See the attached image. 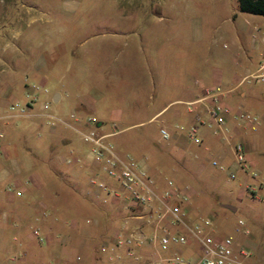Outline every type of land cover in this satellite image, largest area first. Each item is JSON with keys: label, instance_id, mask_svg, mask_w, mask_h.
Wrapping results in <instances>:
<instances>
[{"label": "rangeland", "instance_id": "1", "mask_svg": "<svg viewBox=\"0 0 264 264\" xmlns=\"http://www.w3.org/2000/svg\"><path fill=\"white\" fill-rule=\"evenodd\" d=\"M244 15L239 11L238 0H0V95L12 62L19 65L20 78L26 77V71L29 73L19 95L6 94L0 109V172L24 155L48 156L49 138L59 139L61 134L68 135L69 145L81 160L94 162L89 145L76 130L60 122L51 123L47 117L58 110L57 115L71 121L69 113L77 97L94 95L95 108L89 115L98 121L112 108L119 114L108 121V126L113 123L117 130L109 137L117 151L142 159L152 176L160 174L170 181L180 174L175 183L192 186L187 201L191 219L203 217L207 221L205 231L232 235L240 243L244 226L238 220L242 219L250 229H258L263 241L264 202L251 197L239 175L228 179L229 167L220 169L213 165L216 157L200 153L199 146L187 137L179 148L172 138L164 139L159 133L165 119L186 108L177 99L185 98L188 92L184 83L202 69L220 74L217 84L231 94L239 89L246 92V97L234 106L251 111L264 109L262 82L248 77L237 84L246 73L248 57L257 63L264 48L259 38L251 34L253 28L244 22ZM239 29H244L243 40L237 38ZM55 92L61 95L57 102L53 100ZM27 93L36 98L31 108L21 112L20 107L30 99ZM16 101L18 107L11 110L8 105ZM44 102H48L49 108L43 109ZM207 130L204 126L200 132L208 134ZM254 135L259 139V148L251 154L264 169V131ZM5 145L13 150L9 157L5 156ZM97 169L98 175L93 176L108 184L110 178L101 167ZM29 180L25 171L0 178V191L16 185L26 188L23 194L13 189V201L0 196V226L17 220L24 232L38 229L48 239L49 235L39 229L36 217H43L42 202L50 203L51 198L44 189H31ZM64 180L70 184L75 177L66 175ZM76 183L75 197L83 199L80 194L87 190V182ZM258 193L264 195V187ZM101 201L106 208L113 205L111 198L103 197ZM224 203L237 207V211L225 209ZM24 208L31 211V216L15 214V210ZM50 210L46 209V219L55 214ZM3 211L8 212L6 217ZM102 228H96L93 235L102 232ZM68 232L71 233L70 229ZM54 233L53 237L62 240L66 232ZM171 249L180 250L184 256L198 252L193 242L188 248ZM16 255H8L5 264H56V258L50 255L39 263L29 259L20 262Z\"/></svg>", "mask_w": 264, "mask_h": 264}, {"label": "crops", "instance_id": "2", "mask_svg": "<svg viewBox=\"0 0 264 264\" xmlns=\"http://www.w3.org/2000/svg\"><path fill=\"white\" fill-rule=\"evenodd\" d=\"M240 12L245 14L243 18L244 22L254 28V30H251V32H253L251 34H254V38H259L260 42L264 44V16L248 12ZM237 38L239 40L244 39V29H239L237 32ZM0 47L3 46L1 45ZM254 47L257 48V46ZM259 55L262 58L257 63L256 61L253 63L251 58L248 57V61L245 64L246 73L240 77L237 84H239L242 79L250 73L258 70L264 71V48L260 50ZM11 66L12 70L7 82H5V86L2 90L3 93L0 95V109L5 102L6 94L14 97L18 96L22 86L26 85V79H29V73L27 71L24 73L26 77L23 79L17 75V71L19 70L18 64L12 62ZM26 68L23 67V69ZM201 71V73L197 72L195 76L184 83V87L188 94L185 98L177 100L183 101V103L192 100L201 93V90L205 85L217 83L221 79L220 74L209 71L207 72L203 69ZM56 93L58 92H55L53 97ZM245 97L246 92L239 89L232 94L230 91L227 92L223 100L234 106L238 103L240 98ZM60 99L61 95L58 93V101ZM95 99L96 96L94 97V95L89 97L80 95L77 97L76 103L70 110H74L79 117L85 118L95 108ZM169 103L170 102H168V104ZM168 104L161 107L149 119L158 115ZM259 111L261 110L258 108L252 110V112ZM55 112L57 114L60 113L58 110ZM118 116L114 108L110 109L106 113L105 118L102 117L98 120L99 130L106 133H117L113 123L108 126V121H112L111 118L114 119V117ZM194 122V112H189L184 108L173 112L167 119H165V122L162 125H166L168 129H171V138L176 142L177 147L181 148L185 144L187 137L186 130L184 132L182 130H184V128L186 129ZM70 123L71 125H67V127L73 130H75V128L85 127L82 120L72 119ZM227 126L230 130L229 140L213 136L212 133H209V130H207L208 134H206V132L202 133L200 132V129L204 126H200L199 134L201 136V141L198 143L194 142L199 146L200 153H209L211 156L216 157L219 162L225 164L230 169L235 170L237 169V165L233 155L232 144L236 140H242L246 145V155L250 166L256 169L260 175L264 177V169L261 166V162L251 154L252 150L259 148V139L254 135L255 132L244 130L234 121L233 118L228 119ZM109 127H111V129H109ZM51 131L55 133L56 128L52 127ZM67 136L68 135L66 134H61V136H58L59 139H56V137L53 136L49 138V142L47 143L49 149L48 156L41 157L38 154H35V156L33 155V158L25 155L23 158L21 157V159L13 158L14 160L12 161H14V165L9 168L5 167L2 172H0V178L15 176L16 173L22 171L28 172L30 175L29 182L32 183L31 189H38V187L44 189L43 191L45 195L51 198L50 203L45 201L42 202L43 217H36V220L40 222L38 226L39 229H41L43 233L49 235L48 239L45 238L43 242H38L32 232H24L23 225L17 220L15 222L10 221L2 223L0 226V264H5L8 255L15 254H17L16 259L23 263L27 262L28 259L39 263L40 260H45L44 257H47L46 255H50L48 257L56 258V264H144V262H147V260L154 254V249L148 245L136 247V253L140 257L138 259H130L125 254L122 247H117L113 244V233L115 229L121 225L125 209L123 208L122 203H116L113 200V205L110 208H106L102 205V198L110 197L103 189H100L96 185H89L90 178L93 175H98L97 165L94 162L90 163L81 160L76 149L69 145ZM3 148L5 156L9 157L10 151L13 152V150L8 149L7 145L3 146ZM66 175H73V177H75V182L71 181L70 184H67L66 180H64ZM238 175L241 183L245 184L251 181L248 175L242 171H238ZM153 177L159 189H163L167 186L168 179L165 177L160 174ZM180 177L181 175L177 174L175 175L174 180L172 179L170 181H174L175 183V179ZM79 180L84 181L85 183L87 182V190L84 191L83 194H80L84 200L80 197H75V194L77 193L76 182ZM72 183H74V185ZM64 185H66V187H64ZM15 187L20 186L16 185ZM20 188L22 189L23 194L26 191V188ZM13 189L14 188L10 189L8 187V190L0 191V196H3L10 201L15 200L16 196ZM31 192L32 191L30 190V193ZM48 208L55 213L52 216L53 218L47 217L46 219L45 214L46 209ZM187 208L190 210L189 204H187ZM27 209L24 208V210L19 212L15 210V214L20 215L21 213L22 217H29L31 216V211L29 212ZM236 211L237 207L235 211L231 212ZM7 213L8 212L6 211L2 212L4 217L7 216ZM84 215L87 216L85 219ZM85 222H87V224H85ZM255 223L257 225L258 222ZM98 227H103L102 232L93 235V232H95V229ZM256 227L259 228L260 226L258 227L257 225ZM68 229H70L71 233H76L77 236L73 237L71 233L68 234ZM57 230H64L66 232L64 233L65 237L62 240L52 236ZM261 241L258 229L252 228L250 234H244V239H242L243 243L258 248L259 260L264 259V252L259 249ZM104 243L107 244V250L101 251L100 246ZM60 245H62L61 248ZM179 247L181 248V246ZM183 248H188V246H184ZM13 250H15V253L12 252ZM90 252H93V254H90ZM12 257L15 258V256Z\"/></svg>", "mask_w": 264, "mask_h": 264}, {"label": "built area", "instance_id": "3", "mask_svg": "<svg viewBox=\"0 0 264 264\" xmlns=\"http://www.w3.org/2000/svg\"><path fill=\"white\" fill-rule=\"evenodd\" d=\"M248 77L264 84V71H255L243 79ZM227 92L229 90L223 89L217 83L205 85L196 98L184 102L186 109L194 112L195 118V122L186 128L188 139L200 142L199 127L205 126L214 136L229 140V118H233L248 132L264 131V109L252 112L240 106L230 105L223 100ZM27 95L30 99L20 107L21 112L31 108L36 98L35 94ZM18 105L16 101L8 107L13 110ZM47 108L49 104L44 102L43 109ZM47 117L51 123L71 125L69 120L57 114L48 113ZM69 118L83 121L85 127L75 130L89 145L94 163L110 178L107 184L92 176L90 183L103 189L111 200L122 203L125 209L122 223L115 229L112 240L115 246L124 249L127 256L138 259L140 256L135 248L148 245L154 249V254L147 260L148 264H264V259L258 258V248L237 242L232 235L210 234L204 230L207 221L203 217L190 218L187 201L193 191L192 186L168 181L165 188L159 189L142 159L117 151L109 139L115 132L100 131L98 121L92 115L81 118L72 110ZM159 133L164 139L172 137L166 125L160 126ZM232 150L237 169L229 168L228 179L236 178L238 171L247 174L251 181L245 183L246 189L251 197L264 202V195L258 193V189L264 187V177L250 166L244 141L236 140L232 144ZM212 164L220 169L226 167L215 159ZM9 188H14L17 194H22L20 187ZM238 222L244 226L243 234H250L251 229L245 222L242 219ZM32 233L39 241H44L45 238L38 229H34ZM192 242L198 248L195 254L184 256L180 250L171 251L172 246L184 247ZM259 249L264 252V240L259 244ZM100 250L106 251L107 244H102Z\"/></svg>", "mask_w": 264, "mask_h": 264}, {"label": "trees", "instance_id": "4", "mask_svg": "<svg viewBox=\"0 0 264 264\" xmlns=\"http://www.w3.org/2000/svg\"><path fill=\"white\" fill-rule=\"evenodd\" d=\"M238 8L242 12L264 16V0H238Z\"/></svg>", "mask_w": 264, "mask_h": 264}, {"label": "water", "instance_id": "5", "mask_svg": "<svg viewBox=\"0 0 264 264\" xmlns=\"http://www.w3.org/2000/svg\"><path fill=\"white\" fill-rule=\"evenodd\" d=\"M57 99H58V93L55 94V96L53 97V100L55 102H57ZM225 208L231 210V211H235L236 207L233 206L232 204H229V203H224L222 204Z\"/></svg>", "mask_w": 264, "mask_h": 264}]
</instances>
